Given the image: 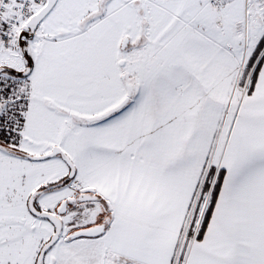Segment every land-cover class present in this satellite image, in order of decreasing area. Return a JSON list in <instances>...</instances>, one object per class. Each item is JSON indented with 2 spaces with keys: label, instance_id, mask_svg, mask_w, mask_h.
<instances>
[{
  "label": "snow or ice",
  "instance_id": "1",
  "mask_svg": "<svg viewBox=\"0 0 264 264\" xmlns=\"http://www.w3.org/2000/svg\"><path fill=\"white\" fill-rule=\"evenodd\" d=\"M0 264H264V0H0Z\"/></svg>",
  "mask_w": 264,
  "mask_h": 264
}]
</instances>
